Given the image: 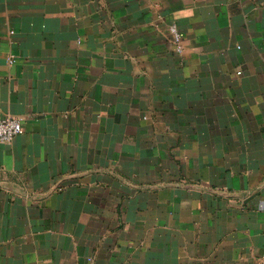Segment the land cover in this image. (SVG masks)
Segmentation results:
<instances>
[{"label":"crops","instance_id":"0c3cea01","mask_svg":"<svg viewBox=\"0 0 264 264\" xmlns=\"http://www.w3.org/2000/svg\"><path fill=\"white\" fill-rule=\"evenodd\" d=\"M0 111V264H264V0H0Z\"/></svg>","mask_w":264,"mask_h":264},{"label":"built area","instance_id":"2783aa9c","mask_svg":"<svg viewBox=\"0 0 264 264\" xmlns=\"http://www.w3.org/2000/svg\"><path fill=\"white\" fill-rule=\"evenodd\" d=\"M168 34L173 52L177 55H182L184 53L183 34L176 23L173 22L168 25ZM8 62L13 63L14 58L9 57ZM22 133L23 127L21 121L0 111V144L11 143Z\"/></svg>","mask_w":264,"mask_h":264}]
</instances>
